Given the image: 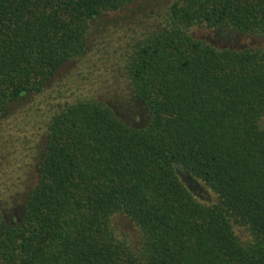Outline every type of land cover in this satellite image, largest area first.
Wrapping results in <instances>:
<instances>
[{"label": "trees", "instance_id": "trees-1", "mask_svg": "<svg viewBox=\"0 0 264 264\" xmlns=\"http://www.w3.org/2000/svg\"><path fill=\"white\" fill-rule=\"evenodd\" d=\"M138 1L0 0V131L20 98L26 119L48 111L39 180L20 216L0 211V264H264V45L191 32L264 39V0H171L138 28L136 11L110 17ZM97 80L128 94L114 105ZM140 108L143 124L124 118Z\"/></svg>", "mask_w": 264, "mask_h": 264}, {"label": "rangeland", "instance_id": "rangeland-1", "mask_svg": "<svg viewBox=\"0 0 264 264\" xmlns=\"http://www.w3.org/2000/svg\"><path fill=\"white\" fill-rule=\"evenodd\" d=\"M171 0H139L130 8L125 11L119 12L120 16L117 14L110 15V17H115L114 20H118L121 16L126 17V14H131L132 11L137 13L134 15V21H131L130 26L138 28L137 25H143L147 23H153V18L140 19L145 12L150 10H157L163 8ZM133 16V13L131 14ZM113 19V18H111ZM138 19V20H137ZM125 19L123 23H127ZM137 20V21H136ZM136 24V26L134 25ZM123 32V31H122ZM121 30L109 32H103L104 34L101 37V40L105 42V45L108 46V41L120 40ZM195 37L206 39L217 46L227 45L230 47H243L248 45H264V39L257 36H244V37H220L215 34V32L210 31L209 29L203 27H195L191 31ZM114 42V43H113ZM113 46H109V50H113L118 46V43L112 41ZM105 47V46H104ZM82 65L85 69L95 70L96 68L99 71H96L94 76L97 74L103 73L104 78L107 80V83L112 82L108 73H105L104 66L102 63L93 67L88 62H83ZM102 65V68L100 67ZM75 64L69 62L65 64L57 72L56 78L59 80H66L67 77L73 78V68ZM84 74L89 75L86 77L84 82L87 87H92L90 73L87 70L84 71ZM76 81H80V77H74ZM56 82V80H54ZM97 84L93 85V91H96V94L103 95L104 99L110 103L116 105L121 99H125V95L128 94L127 91L118 90L117 93L114 91H104L100 89L101 86L99 81H96ZM38 102L39 99H36ZM29 100L27 98H20L19 100L12 103L5 114L2 116V129L0 131V211L5 215L7 220H11L15 216H20V212L23 209V206L26 201V194L34 186V184L39 180L40 171L38 163L42 160V151H43V126L47 121L48 111L45 106L42 107L40 112L44 113L42 120L37 123V118L39 113L35 115V109L29 111V115L26 119V108H29ZM9 112H11L9 114ZM124 118L132 124H143L145 122V114L143 109H139L136 114H131L129 112L123 111ZM40 119V117H38ZM22 122L20 125H18ZM41 126V127H40ZM22 127V128H20ZM41 152V153H40ZM189 185L192 186L194 191L198 194V197L201 200H211L214 198V193L208 189L204 184L189 180ZM118 225L121 231L134 233V226L125 218H120L118 220ZM240 234L243 236L247 235L243 231H240Z\"/></svg>", "mask_w": 264, "mask_h": 264}, {"label": "flooded vegetation", "instance_id": "flooded-vegetation-1", "mask_svg": "<svg viewBox=\"0 0 264 264\" xmlns=\"http://www.w3.org/2000/svg\"><path fill=\"white\" fill-rule=\"evenodd\" d=\"M231 39V38H230Z\"/></svg>", "mask_w": 264, "mask_h": 264}]
</instances>
